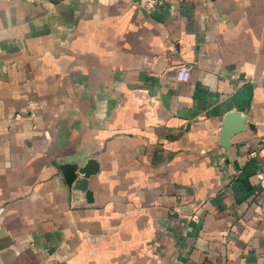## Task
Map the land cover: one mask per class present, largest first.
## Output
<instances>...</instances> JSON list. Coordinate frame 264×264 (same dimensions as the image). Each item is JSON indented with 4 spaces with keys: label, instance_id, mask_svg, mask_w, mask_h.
I'll list each match as a JSON object with an SVG mask.
<instances>
[{
    "label": "crops",
    "instance_id": "obj_1",
    "mask_svg": "<svg viewBox=\"0 0 264 264\" xmlns=\"http://www.w3.org/2000/svg\"><path fill=\"white\" fill-rule=\"evenodd\" d=\"M261 171L264 0H0V264H264Z\"/></svg>",
    "mask_w": 264,
    "mask_h": 264
},
{
    "label": "water",
    "instance_id": "obj_2",
    "mask_svg": "<svg viewBox=\"0 0 264 264\" xmlns=\"http://www.w3.org/2000/svg\"><path fill=\"white\" fill-rule=\"evenodd\" d=\"M60 169L66 178H73L76 175V168L71 165H63L60 167ZM77 171L85 177H90L91 175H95L100 171V164L96 160L92 159L89 160L85 167L78 168Z\"/></svg>",
    "mask_w": 264,
    "mask_h": 264
},
{
    "label": "built area",
    "instance_id": "obj_3",
    "mask_svg": "<svg viewBox=\"0 0 264 264\" xmlns=\"http://www.w3.org/2000/svg\"><path fill=\"white\" fill-rule=\"evenodd\" d=\"M190 77L189 70L186 66H180V69L177 73V78L179 80L187 81ZM257 180V184L255 186L256 194L262 196L264 198V171L258 172L255 176Z\"/></svg>",
    "mask_w": 264,
    "mask_h": 264
}]
</instances>
